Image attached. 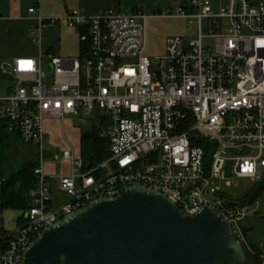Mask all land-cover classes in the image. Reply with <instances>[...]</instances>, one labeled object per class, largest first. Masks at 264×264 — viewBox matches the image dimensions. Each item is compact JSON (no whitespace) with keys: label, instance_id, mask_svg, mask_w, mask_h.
I'll use <instances>...</instances> for the list:
<instances>
[{"label":"built area","instance_id":"built-area-1","mask_svg":"<svg viewBox=\"0 0 264 264\" xmlns=\"http://www.w3.org/2000/svg\"><path fill=\"white\" fill-rule=\"evenodd\" d=\"M28 12L36 14L29 32L39 34L38 53L0 64V75L10 80L5 92L0 87V131L37 148L35 186L21 223L3 238L0 264H18L44 228L133 185L161 193L189 215L214 208L245 253L256 254L246 220L259 211L260 197L240 201L244 194L233 196L222 184L264 182V0H183L159 15L186 19L192 35L167 37L164 53L153 57L145 54L142 11L88 16L74 9L46 20L37 6ZM61 20L77 31L76 57L42 46V30ZM67 117L81 128L95 124L109 155L84 170L70 145L62 151L70 172L49 176L43 160L58 151L43 147V122ZM201 140L212 145L209 156ZM227 154L231 179L224 173ZM257 256L264 264V251Z\"/></svg>","mask_w":264,"mask_h":264},{"label":"water","instance_id":"water-1","mask_svg":"<svg viewBox=\"0 0 264 264\" xmlns=\"http://www.w3.org/2000/svg\"><path fill=\"white\" fill-rule=\"evenodd\" d=\"M246 263L242 244L217 210L206 206L189 215L161 193L133 185L44 228L18 264Z\"/></svg>","mask_w":264,"mask_h":264},{"label":"crops","instance_id":"crops-1","mask_svg":"<svg viewBox=\"0 0 264 264\" xmlns=\"http://www.w3.org/2000/svg\"><path fill=\"white\" fill-rule=\"evenodd\" d=\"M182 3L183 0H179L177 6ZM32 6L38 7V14L45 20L58 17L62 18L65 14L74 9L81 10L88 16L99 15L110 9L120 13L142 11L146 16V21L150 18H163V16L159 15L161 12L172 10V8L175 7L173 0H0V64L19 56L37 55L38 47L34 43V39L39 34L36 31L33 33L29 32L31 27L36 26L37 22L36 14H30L28 12V9ZM172 17L184 19L177 16ZM63 25H66L69 30H73L74 40L78 45L79 55L80 44L77 31L69 27L64 20H61L57 27H49L42 30L40 35L42 46L44 49L52 46L54 52L61 56L58 53L59 46L58 49H56L55 45H59L61 39H63L60 33L62 27H65ZM163 43L164 41H162V44ZM159 51L164 53L165 43L161 45ZM61 123L63 124V122ZM12 138H15V135H13ZM15 142L16 140L12 139L7 148L15 150ZM29 147L33 149L35 146L29 145ZM52 158L56 161V157L53 156ZM29 162L32 161H30L29 157L25 156L23 164ZM7 169L8 173L15 171L12 167ZM51 183L55 190L56 179L54 177L51 178ZM21 213L22 210L0 208V239L17 229L18 225L21 223ZM246 228L248 242L252 246L258 247V245L264 241V221L257 216L248 217L246 220ZM256 229H258V231H256Z\"/></svg>","mask_w":264,"mask_h":264},{"label":"rangeland","instance_id":"rangeland-1","mask_svg":"<svg viewBox=\"0 0 264 264\" xmlns=\"http://www.w3.org/2000/svg\"><path fill=\"white\" fill-rule=\"evenodd\" d=\"M175 7H177L179 0H173ZM215 4L218 3V0H213ZM175 7L172 8L174 12ZM169 11V10H167ZM61 35L63 39L59 45H55L56 49L59 50L58 53L64 57H75L78 56V45L74 40L73 30H69L66 25H63ZM193 31V26L186 19H179L174 17H163V18H150L146 21V47L145 54L149 57L155 55H160L161 45H164L167 37L170 36H184L190 37ZM162 41L164 43L162 44ZM204 44L210 48L213 47V39L207 37L204 40ZM46 59V58H45ZM10 84V80L6 76L0 75V87L2 92H5V87ZM76 120H71L69 117L64 120L63 124L58 119H46L43 122L45 139L43 140V147L55 154L58 151L57 157L55 160L51 156H47L43 160L44 171L46 174L50 175H59L62 173L70 172V161L62 158V151L65 149H70L72 146L73 153L76 157L81 154V134L83 128L77 124ZM63 126V128H62ZM33 146V145H32ZM28 144H25L20 139H17L15 142V150L7 149L4 153L5 159V168L12 167L14 170H17L24 162V157H29L30 161L36 160L38 157V150L36 147L31 149ZM230 154H227V160L224 168V173L226 178H232L233 172V161L230 159ZM3 164V165H4ZM8 169L6 170V172ZM264 177V170L262 171ZM255 185L254 182H250L246 179H240L238 184L234 186L226 187L222 184V187L226 190L227 193L232 194L233 196H242L247 193ZM258 212L254 216L262 219L264 221V196H261L259 199ZM258 231V229H256ZM255 231V233H256ZM259 248L264 250V241L259 245Z\"/></svg>","mask_w":264,"mask_h":264},{"label":"trees","instance_id":"trees-1","mask_svg":"<svg viewBox=\"0 0 264 264\" xmlns=\"http://www.w3.org/2000/svg\"><path fill=\"white\" fill-rule=\"evenodd\" d=\"M12 137L13 134L0 131V208L25 210L31 206L29 191L35 186L33 170L37 162L35 160L21 165V167L13 172H6L4 153L8 149L7 147L10 145L12 139H20L18 136H15V138ZM80 142L84 170L96 167L109 155L108 140L100 135V130L95 124L83 128ZM200 145L204 148L206 155L209 156L212 151V145L205 140H201ZM263 190L264 182L255 184L242 198H240V201H250L261 197L263 195ZM3 238L0 239V246H4ZM252 247L256 254L251 255L246 251V264H261L257 254L263 250L259 247ZM243 248L245 249L244 246Z\"/></svg>","mask_w":264,"mask_h":264}]
</instances>
